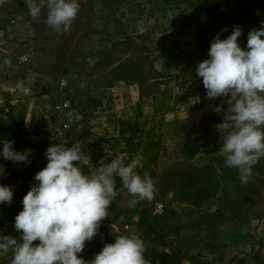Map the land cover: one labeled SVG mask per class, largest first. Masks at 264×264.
<instances>
[{
    "label": "rangeland",
    "instance_id": "1",
    "mask_svg": "<svg viewBox=\"0 0 264 264\" xmlns=\"http://www.w3.org/2000/svg\"><path fill=\"white\" fill-rule=\"evenodd\" d=\"M3 2L0 121L23 122L53 144L86 141V174L101 158L140 153L157 188L151 202L130 208L117 179L110 216L80 256H95L130 225L152 264H264V159L248 184L225 167L216 155L223 117L213 109L227 105L208 99L195 73L215 37L206 0H78L64 35L46 25V8L33 20L25 0ZM13 148L31 150L28 165L0 157V184L14 188L11 205H0V231L18 238L14 218L47 159L34 146ZM158 201L166 214H155Z\"/></svg>",
    "mask_w": 264,
    "mask_h": 264
},
{
    "label": "clouds",
    "instance_id": "2",
    "mask_svg": "<svg viewBox=\"0 0 264 264\" xmlns=\"http://www.w3.org/2000/svg\"><path fill=\"white\" fill-rule=\"evenodd\" d=\"M25 4L33 20H39L46 8L45 23L59 35L70 31L80 10L78 0H25ZM242 34L239 25L224 39L217 33L209 58L198 63L195 73L202 78L207 98H224L227 105L213 109L223 117L216 125L220 135L216 155L224 158L225 167L237 169L242 184H248L255 175L254 166L264 159V21L259 29L249 31L246 50L238 43ZM67 116L75 121L82 118L73 112ZM2 143L4 160L31 163L30 149L16 151L14 141L8 139ZM67 143L46 149L47 164L35 173L37 183L23 196L22 210L14 218L19 237L0 231V257L9 258L10 264H151L145 258L146 242L139 235L115 236L114 243L105 244L91 260L80 256L110 216L109 208L120 194L117 179L130 208L155 198L157 188L144 169V156L137 153L129 162L120 154L111 162L101 158L99 167L86 174L83 166L90 157L83 149L87 142L76 140L71 147ZM6 175L0 164V177ZM13 196V186L0 184V205H11Z\"/></svg>",
    "mask_w": 264,
    "mask_h": 264
},
{
    "label": "trees",
    "instance_id": "3",
    "mask_svg": "<svg viewBox=\"0 0 264 264\" xmlns=\"http://www.w3.org/2000/svg\"><path fill=\"white\" fill-rule=\"evenodd\" d=\"M205 14L208 15L207 19L212 21L213 34L216 36L219 33L221 39L230 35L233 28L239 25L243 34L238 38V43L242 49L246 50L249 31L253 28L259 29L261 22L264 21V0H206ZM11 122L6 124L0 121V134L14 141V146H34L37 152L46 153V149L53 144L48 136L26 130L23 122L21 124L15 120ZM214 194L212 193L211 196ZM108 243L113 241L110 238L104 239L103 247ZM93 258L94 256H91L88 260ZM168 259H165V264H176Z\"/></svg>",
    "mask_w": 264,
    "mask_h": 264
},
{
    "label": "built area",
    "instance_id": "4",
    "mask_svg": "<svg viewBox=\"0 0 264 264\" xmlns=\"http://www.w3.org/2000/svg\"><path fill=\"white\" fill-rule=\"evenodd\" d=\"M4 0H0V6L4 3ZM154 212L157 215H164L167 213V206L162 201H158L153 206ZM121 235H138L135 230L130 226L126 225L123 228V233Z\"/></svg>",
    "mask_w": 264,
    "mask_h": 264
},
{
    "label": "crops",
    "instance_id": "5",
    "mask_svg": "<svg viewBox=\"0 0 264 264\" xmlns=\"http://www.w3.org/2000/svg\"><path fill=\"white\" fill-rule=\"evenodd\" d=\"M84 254V253H83Z\"/></svg>",
    "mask_w": 264,
    "mask_h": 264
}]
</instances>
